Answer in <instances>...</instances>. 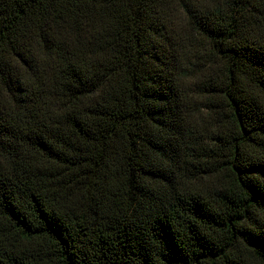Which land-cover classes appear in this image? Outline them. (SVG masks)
I'll use <instances>...</instances> for the list:
<instances>
[{
    "label": "trees",
    "instance_id": "1",
    "mask_svg": "<svg viewBox=\"0 0 264 264\" xmlns=\"http://www.w3.org/2000/svg\"><path fill=\"white\" fill-rule=\"evenodd\" d=\"M0 264H264V0H0Z\"/></svg>",
    "mask_w": 264,
    "mask_h": 264
}]
</instances>
